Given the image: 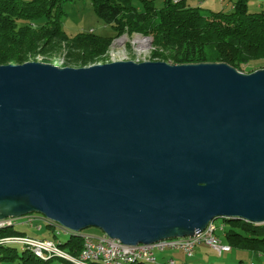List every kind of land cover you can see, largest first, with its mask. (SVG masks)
Returning a JSON list of instances; mask_svg holds the SVG:
<instances>
[{
  "label": "water",
  "instance_id": "water-1",
  "mask_svg": "<svg viewBox=\"0 0 264 264\" xmlns=\"http://www.w3.org/2000/svg\"><path fill=\"white\" fill-rule=\"evenodd\" d=\"M29 213L128 246L264 223V68L0 65V220Z\"/></svg>",
  "mask_w": 264,
  "mask_h": 264
},
{
  "label": "trees",
  "instance_id": "trees-1",
  "mask_svg": "<svg viewBox=\"0 0 264 264\" xmlns=\"http://www.w3.org/2000/svg\"><path fill=\"white\" fill-rule=\"evenodd\" d=\"M74 1L0 0V65L36 61L40 52L57 47L60 42L67 45L73 56L63 66L102 63L116 38L138 33L151 38V60L170 64L223 62L244 73L264 68V9L251 10L247 0H234L228 11H205L185 0L177 3L165 0L159 8L154 0H90L94 13L115 31L112 36L93 30L69 34L63 28V20L68 5ZM135 1L140 2L141 9L135 6ZM37 20L42 23H36ZM42 61L52 63L47 58ZM217 219L220 223L216 226L213 221L214 234L221 231L230 250L238 248L264 256V223ZM44 223L52 231H58L55 223ZM13 226L0 228V264H49L55 258H40L21 244L22 250L18 252L11 246L15 243L4 242L7 236L26 235ZM82 232L87 233L68 231V238L56 243L64 251L78 255L83 247ZM58 260L59 264H71Z\"/></svg>",
  "mask_w": 264,
  "mask_h": 264
},
{
  "label": "rangeland",
  "instance_id": "rangeland-1",
  "mask_svg": "<svg viewBox=\"0 0 264 264\" xmlns=\"http://www.w3.org/2000/svg\"><path fill=\"white\" fill-rule=\"evenodd\" d=\"M164 2L165 0H154V5L159 8L164 5ZM191 2L192 0H189V3ZM249 3L252 4L251 2ZM134 4L139 9H141L139 1H135ZM68 6V14L63 20V28L69 34H74L79 30H93L97 34H102L106 36H112L115 34L113 28L94 13L90 0H75ZM202 7L205 8L204 6ZM249 8L251 10L259 9L253 8L251 6ZM206 9L207 8H205V11ZM36 23L41 24L42 21L37 20ZM66 46L67 45L64 42H60L59 46L49 48V50L40 52L36 61L43 62L42 58H47L52 62L50 64H53L58 67H65L63 66L64 63H66L68 59H73L71 51H68V48ZM151 51L152 49L150 37L143 36L138 33H133L131 35H123L113 41L111 46L108 48L106 56H104V62L102 63L124 60H130L134 62L155 61L151 60ZM44 222L45 221L43 220L34 221L33 225L19 223L14 225L13 228L15 230L22 231L26 235H34L39 238L51 239L55 242H64L68 238L67 230L63 228H58V231L57 229L52 231L49 227H46ZM214 223L217 226L220 221L218 219H215ZM37 226H39V229L37 228ZM84 231L94 236L102 234L99 229L94 227L84 229ZM216 236L219 238L220 242L224 244L222 232L217 231ZM11 246L15 247L18 252L22 250L19 244H12ZM153 251L156 257L155 263L137 264H166V261L169 258L174 259L176 263L182 262L184 264H264L263 255L248 252L238 248H232L228 252H222L221 254H218L216 250L206 245L204 242L198 243L195 246L192 257H186L185 254L180 250H160L157 247H154ZM59 263L60 261L58 260V258L55 257L53 258V260L50 261L49 264Z\"/></svg>",
  "mask_w": 264,
  "mask_h": 264
},
{
  "label": "built area",
  "instance_id": "built-area-1",
  "mask_svg": "<svg viewBox=\"0 0 264 264\" xmlns=\"http://www.w3.org/2000/svg\"><path fill=\"white\" fill-rule=\"evenodd\" d=\"M5 219H19V223L33 225V222L29 221V214L20 217H8ZM39 229V226H37ZM216 230L215 225L212 223L199 232H196L192 236L181 237V238H171L167 241H158L151 245L137 244L133 246L123 245L119 241L108 237L105 234L91 235L90 234V254H86V257H94L99 261H108L113 264V258L119 255V253H130L138 254L140 256H148L150 260L154 263L156 262V257L154 255V247L160 250H180L187 257L193 255L195 246L198 243L204 242L206 245L212 247L217 251L218 254L222 252H228L230 250L229 246H223L219 238L214 234ZM3 239L16 240V244H21L24 246L38 247L40 251L45 254H67L68 258L72 261V264H83V259H77L76 255H72L60 247H58L55 241L43 238H18L16 236H7ZM166 264H176V262H166Z\"/></svg>",
  "mask_w": 264,
  "mask_h": 264
},
{
  "label": "bare ground",
  "instance_id": "bare-ground-1",
  "mask_svg": "<svg viewBox=\"0 0 264 264\" xmlns=\"http://www.w3.org/2000/svg\"><path fill=\"white\" fill-rule=\"evenodd\" d=\"M171 1L173 3H177L181 0H171ZM39 220L47 221L41 215L36 216L35 213H29V221L34 222V221H39ZM49 222H51V221H49ZM51 223H54V222H51ZM16 224H19V219H2V220H0V228L3 226H11V225H16ZM57 227L61 228L58 225H57ZM13 236H16L18 238H26V237L36 238L34 236H29V235H13ZM80 236L83 240V247H82V250L80 251V253L78 255H76L77 259H83V264H94V263L111 264L108 261H99L94 257H86V254H90V234L82 232ZM167 240L168 239L161 240V241H167ZM3 241L7 242V243H15L16 244V240L3 239ZM222 245L228 246L226 244H222ZM26 247H28L29 250H31V252L33 254H35L36 256H38L40 258H46V257L54 256V257H58V258L65 260V261L72 264V261L70 260V258H68L67 254H49V256H48V254H45L43 251H40L38 247H32V246H26ZM136 262L154 263L152 260L149 259L148 256H140L138 254H130V253H119V255H117V256H115V258H113V264H132V263H136ZM166 262H175V260L172 258H169Z\"/></svg>",
  "mask_w": 264,
  "mask_h": 264
},
{
  "label": "crops",
  "instance_id": "crops-1",
  "mask_svg": "<svg viewBox=\"0 0 264 264\" xmlns=\"http://www.w3.org/2000/svg\"><path fill=\"white\" fill-rule=\"evenodd\" d=\"M185 1L190 6H200V7L204 6L208 10H212V11H219V10L228 11L232 9L234 0H194V1L192 0L191 3H189V0H185ZM249 2H251L252 4H250ZM247 3L249 7L251 6L253 8H262V9L264 8L263 0H247Z\"/></svg>",
  "mask_w": 264,
  "mask_h": 264
}]
</instances>
